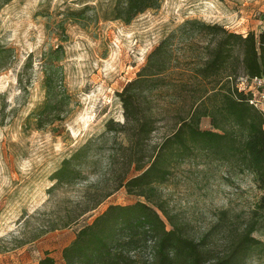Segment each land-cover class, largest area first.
Segmentation results:
<instances>
[{"label":"rangeland","instance_id":"1","mask_svg":"<svg viewBox=\"0 0 264 264\" xmlns=\"http://www.w3.org/2000/svg\"><path fill=\"white\" fill-rule=\"evenodd\" d=\"M0 0V264H36L46 253L62 264L61 251L76 231L110 204L142 198L121 188L75 224L48 231L12 247L11 240L32 236L64 215L86 184L107 175L110 154L117 147L104 133L108 119L122 122L116 96L136 77L147 55L171 30L186 20L218 24L245 35L264 34V0H161L159 7L136 16L129 24L111 20L112 0ZM62 47L55 62L66 95L61 121L40 130L23 131L26 116L44 100L43 68L53 60L49 50ZM264 113V79H239ZM202 129L209 119L202 118ZM161 132V131H159ZM159 138L160 134H155ZM91 140L80 184L48 193L50 175L61 160ZM119 164L113 168L119 169ZM137 172L131 171L130 175ZM163 206L194 240L202 239L218 257L226 248L219 222L227 211L234 224L250 217L263 191L252 176L227 175L226 165L197 157L181 163L157 186ZM168 227V226H167ZM264 243V223L253 233ZM9 246L1 249L3 246ZM239 264H264V248L251 251Z\"/></svg>","mask_w":264,"mask_h":264},{"label":"trees","instance_id":"2","mask_svg":"<svg viewBox=\"0 0 264 264\" xmlns=\"http://www.w3.org/2000/svg\"><path fill=\"white\" fill-rule=\"evenodd\" d=\"M160 1L112 0L110 18L129 24L158 8ZM61 50L60 45L48 52L53 60L43 68L44 100L26 116L23 131L40 130L62 119L67 97L55 65ZM240 78L264 79L263 33L242 35L196 19L168 32L136 77L116 93L123 121L108 119L101 134L112 135L117 144L109 156L108 176L86 184L63 216L32 236L14 238L10 245L19 247L45 232L75 224L124 188L127 195L143 200L110 204L80 227L61 251L62 264H239L251 251L264 248L253 236L264 223V113L250 103L251 92L239 87ZM202 118L209 119V129L200 127ZM92 151L88 140L64 157L50 175L48 193L80 184L82 166ZM197 157L226 165L227 175L249 173L263 191L241 225L236 226L227 211L221 213L226 248L214 258L202 239L183 233L157 190L178 165ZM131 171L137 174L130 175ZM36 264L58 263L46 253Z\"/></svg>","mask_w":264,"mask_h":264},{"label":"built area","instance_id":"3","mask_svg":"<svg viewBox=\"0 0 264 264\" xmlns=\"http://www.w3.org/2000/svg\"><path fill=\"white\" fill-rule=\"evenodd\" d=\"M253 80L256 81V82H261L263 80V78H254ZM250 103L255 104L252 100H250Z\"/></svg>","mask_w":264,"mask_h":264}]
</instances>
